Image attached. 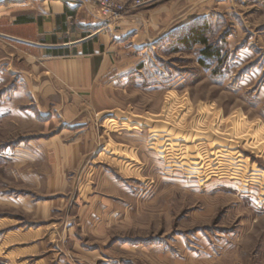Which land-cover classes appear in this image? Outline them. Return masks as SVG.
<instances>
[{
	"label": "rangeland",
	"instance_id": "1",
	"mask_svg": "<svg viewBox=\"0 0 264 264\" xmlns=\"http://www.w3.org/2000/svg\"><path fill=\"white\" fill-rule=\"evenodd\" d=\"M41 1L0 0V32L13 31L15 10ZM144 10L131 19L135 30L117 41L142 61L141 71L136 83L118 90L110 110L85 99L61 107L59 116L50 105L36 126L0 117V195L54 207L38 220L0 203V264H55L51 253L58 249L67 264H82L73 254L79 250L94 254L92 264H264V0H158ZM202 24L207 43L219 51L205 59L207 67L200 63L203 45L182 41ZM157 36L138 50L131 44ZM14 45L0 37V107L19 86L7 68L28 69ZM29 140L82 145L80 163L64 170L61 192L43 194V185L27 183L30 166L41 172L43 162L21 165L7 156ZM106 145L136 156L134 169L145 181L125 177L115 163L122 158L104 151ZM103 174L126 191L102 194ZM105 197L122 213L112 221L102 213L103 227L85 225L82 207L95 208ZM38 228L52 232L49 250L22 256L34 241L19 243L12 233Z\"/></svg>",
	"mask_w": 264,
	"mask_h": 264
},
{
	"label": "crops",
	"instance_id": "2",
	"mask_svg": "<svg viewBox=\"0 0 264 264\" xmlns=\"http://www.w3.org/2000/svg\"><path fill=\"white\" fill-rule=\"evenodd\" d=\"M148 7L134 10L115 22H108L101 18L95 6L78 4L72 0H43L39 6L33 5L15 10L11 17L13 31L10 33L0 32V37L11 39L17 44L13 46L14 52L19 57H22L20 52H23L28 69H25L21 64L18 69L15 67L14 69L13 66V70L11 67L7 68V71L12 72L14 76L17 75L16 84L19 86L12 95L13 101H8L9 106L6 103L4 107H0L1 120L8 123L18 122L26 126H36L38 116L49 115L50 105L58 108L54 107V110L58 111L56 114L59 116L61 107L70 104L72 107L79 106V103L85 99L90 100L95 106L103 107L105 111L110 110L107 108L111 107L110 103L117 100L118 90L137 82L134 75L141 71L138 69V65L142 62L135 58V55L119 48L120 43L117 41L135 30L131 19L146 12L144 9ZM158 39L159 36L155 39L138 37L131 44L134 49L138 50L151 45ZM26 104H33L35 108L24 107ZM138 117L140 115H136L139 122L145 123L144 125L147 126L151 125L153 131L157 128V125L142 122L143 120ZM107 120L113 121L112 119ZM131 128L136 127L132 126ZM151 141L153 144L156 139ZM27 143L28 147L25 143L14 146L11 156H7L13 163L21 165L26 162H29V166L33 163L43 162L45 166L41 172H37L30 166L28 176L25 178L27 183L33 187L43 185V194L51 195L61 192L64 170L75 168L80 163L82 145L73 143L63 146L55 141L52 146L47 141L35 142L34 140H29ZM104 151H107L109 155L113 154L122 158L119 163L115 162V159L113 162L119 165L125 177L134 178L140 182L145 181V178L137 174L134 169L137 162L136 156L129 157L128 153L123 152L124 150L119 152L111 145H106ZM155 152L159 157L158 150ZM100 158L111 162L110 156L106 157L105 152L100 153ZM98 176V179L100 178L98 185L102 194L116 195L119 193L118 195H120V192L126 191L123 186L116 184V179L112 175ZM41 179L44 181L43 184ZM111 200L113 199L108 197L102 198L100 202L96 201L95 208L93 205H84L82 210L86 209L85 214L88 213V216H86V221L82 222H85V225L89 227L94 225L103 227L105 222L101 217L102 213L108 216L110 221L115 220L122 213V207L118 209L117 203H112ZM0 203L11 205L14 209L22 208L30 218L38 220L51 216L54 211L52 203L45 201L44 204H34L30 198L27 200L21 195L3 194L0 197ZM124 203L122 200L119 201V204L126 207ZM50 234L46 236L45 229L38 228L35 233L32 230L23 234L13 232L12 238L19 243L27 242V240L34 241L27 248L29 252H24L27 254H22V256H36L42 249H46L45 252L49 250L48 243L52 241V232ZM55 251L56 253H51L50 262L67 264L60 261L64 258L59 255V252L62 251L59 249ZM73 254L81 259L80 263L82 264H92L89 260L95 257L92 252L83 250ZM56 255H59V259ZM40 261L41 264H49L45 259Z\"/></svg>",
	"mask_w": 264,
	"mask_h": 264
},
{
	"label": "built area",
	"instance_id": "3",
	"mask_svg": "<svg viewBox=\"0 0 264 264\" xmlns=\"http://www.w3.org/2000/svg\"><path fill=\"white\" fill-rule=\"evenodd\" d=\"M82 5L95 6L98 14L108 22H115L131 11L151 6L158 0H72Z\"/></svg>",
	"mask_w": 264,
	"mask_h": 264
},
{
	"label": "trees",
	"instance_id": "4",
	"mask_svg": "<svg viewBox=\"0 0 264 264\" xmlns=\"http://www.w3.org/2000/svg\"><path fill=\"white\" fill-rule=\"evenodd\" d=\"M206 25H195L187 33L185 38L182 39L186 45L201 44L203 48L200 50V63L202 66L207 67L208 64L205 59H213L216 55H219L218 50H214L208 43L206 38Z\"/></svg>",
	"mask_w": 264,
	"mask_h": 264
}]
</instances>
